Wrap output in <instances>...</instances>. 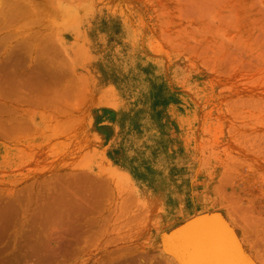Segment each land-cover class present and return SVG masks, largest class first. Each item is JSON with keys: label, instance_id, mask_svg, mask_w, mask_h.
<instances>
[{"label": "rangeland", "instance_id": "rangeland-1", "mask_svg": "<svg viewBox=\"0 0 264 264\" xmlns=\"http://www.w3.org/2000/svg\"><path fill=\"white\" fill-rule=\"evenodd\" d=\"M208 253L264 264V0H0V264Z\"/></svg>", "mask_w": 264, "mask_h": 264}, {"label": "bare ground", "instance_id": "bare-ground-1", "mask_svg": "<svg viewBox=\"0 0 264 264\" xmlns=\"http://www.w3.org/2000/svg\"><path fill=\"white\" fill-rule=\"evenodd\" d=\"M204 222V221H203ZM192 225V224H191ZM188 226V225H187ZM189 227H192V226H189ZM203 227H205V226H203ZM206 228V227H205ZM188 230V229H187ZM191 230H193V229H191ZM190 232V231H189ZM206 232L210 235V244H208L209 245V249H210V251H215L216 250V248H217V246H218V241H217V238H216V236H215V233L211 230V229H206ZM200 234V233H199ZM192 235V234H191ZM194 235V234H193ZM219 236V235H218ZM193 237V236H192ZM195 238V237H194ZM194 238H192V239H194ZM198 240V239H197ZM194 241V240H193ZM195 242V241H194ZM207 242V241H206ZM196 243V242H195ZM196 244H198V243H196ZM220 246V245H219ZM195 251V250H194ZM204 251V250H203ZM206 252V251H205ZM206 254V253H205ZM203 257H205V256H203ZM200 259V258H199ZM213 262V261H212ZM211 262V263H212ZM206 264H210V260H209V253L207 254V256H206V262H205ZM194 264V263H193Z\"/></svg>", "mask_w": 264, "mask_h": 264}]
</instances>
